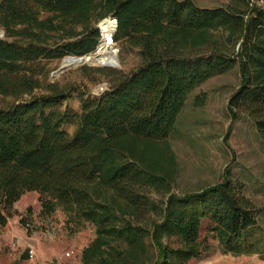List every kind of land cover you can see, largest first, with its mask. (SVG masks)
<instances>
[{"label": "trees", "instance_id": "16d2710c", "mask_svg": "<svg viewBox=\"0 0 264 264\" xmlns=\"http://www.w3.org/2000/svg\"><path fill=\"white\" fill-rule=\"evenodd\" d=\"M106 18L141 63L112 71L100 95H79V111L62 107L66 90L41 82L40 61L91 53ZM0 26L14 38H0L1 226L13 203L36 191L42 213L61 208L76 225H94L83 264H187L209 247L208 236L224 253L264 258V218L245 182L225 172L200 190L172 192L176 158L167 140L188 95L238 64L231 117L252 119L264 141V4L0 0ZM206 98L200 92L193 105Z\"/></svg>", "mask_w": 264, "mask_h": 264}, {"label": "rangeland", "instance_id": "374dc122", "mask_svg": "<svg viewBox=\"0 0 264 264\" xmlns=\"http://www.w3.org/2000/svg\"><path fill=\"white\" fill-rule=\"evenodd\" d=\"M193 1L202 7H216L230 2ZM258 1L264 4V0ZM0 38L14 40L5 35L1 26ZM117 46V57L112 54V66L97 63L71 65L56 75L53 73L61 64H68L73 59H43L38 78L42 83H56L59 88L65 89L67 98L62 107L79 111V95H100L111 87L112 71L128 73L140 65L138 48L122 41L117 42ZM98 68H103L102 72H98ZM240 83L237 64L230 72L208 79L188 95L167 138L176 158L171 190L177 194L197 191L222 181L227 172L245 182L246 195L261 208L260 216L264 218V141L252 119L233 120L228 107L229 99ZM200 92H204L207 98L203 106L195 107L194 97ZM64 128L69 133L74 130L71 124ZM153 198L160 196L154 194ZM208 225L207 219H203L201 236L208 234ZM94 236L93 224L85 222L76 225L67 220L61 208L50 214L42 213L39 194L28 191L13 203L8 222L0 225V264H83L82 248ZM208 242L209 247L199 256L188 259L187 264H264V258L258 253H224L216 238L208 236ZM30 248L33 249L32 256L29 255Z\"/></svg>", "mask_w": 264, "mask_h": 264}, {"label": "built area", "instance_id": "2783aa9c", "mask_svg": "<svg viewBox=\"0 0 264 264\" xmlns=\"http://www.w3.org/2000/svg\"><path fill=\"white\" fill-rule=\"evenodd\" d=\"M116 25V20L112 18H106L98 24L100 29V36L98 38L94 50L89 54L101 55L109 51H115V55L117 57L119 47L117 46V42L114 39ZM29 255H33L32 248L29 249Z\"/></svg>", "mask_w": 264, "mask_h": 264}, {"label": "bare ground", "instance_id": "6f19581e", "mask_svg": "<svg viewBox=\"0 0 264 264\" xmlns=\"http://www.w3.org/2000/svg\"><path fill=\"white\" fill-rule=\"evenodd\" d=\"M108 26H109V24H108ZM112 54H115V51H109V52H106L104 54L97 55L94 58H89V59L84 58V60L82 61V63H92V61L94 60L95 62H99V63L102 62V63H108V64H110V63H112L114 61V56ZM64 60H66V59H64ZM117 61H118V59H117ZM70 64L71 65H77L78 64V61L73 60L72 62H70L68 64H64V65H70ZM111 65H113V64H111ZM114 66H116V65H114Z\"/></svg>", "mask_w": 264, "mask_h": 264}, {"label": "water", "instance_id": "95a60500", "mask_svg": "<svg viewBox=\"0 0 264 264\" xmlns=\"http://www.w3.org/2000/svg\"><path fill=\"white\" fill-rule=\"evenodd\" d=\"M97 55H91V54H87V55H80V56H77V55H66V56H64L63 57V60L64 59H73V60H75V61H78V64L77 65H79V64H84V63H82V61L84 60V58H87V59H89V58H94V57H96ZM92 63H97L98 65H100V66H104V65H111V64H108V63H102V62H95L94 60L92 61ZM69 66H71V64L70 65H64V64H61V66L53 73V74H59L60 72H62L64 69H66L67 67H69ZM112 66V65H111Z\"/></svg>", "mask_w": 264, "mask_h": 264}]
</instances>
